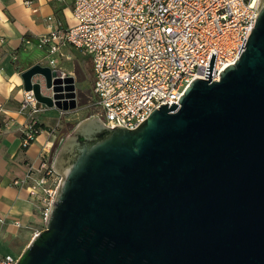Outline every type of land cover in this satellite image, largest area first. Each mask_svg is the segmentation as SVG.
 <instances>
[{"label":"water","instance_id":"1","mask_svg":"<svg viewBox=\"0 0 264 264\" xmlns=\"http://www.w3.org/2000/svg\"><path fill=\"white\" fill-rule=\"evenodd\" d=\"M56 76L22 73L39 103L64 109L73 78ZM54 168L50 215L16 264H264V0L220 80H194L136 129L84 119Z\"/></svg>","mask_w":264,"mask_h":264},{"label":"built area","instance_id":"2","mask_svg":"<svg viewBox=\"0 0 264 264\" xmlns=\"http://www.w3.org/2000/svg\"><path fill=\"white\" fill-rule=\"evenodd\" d=\"M73 22L58 21L35 45L47 54L62 80L57 57L66 47L84 52L93 72L92 99L108 127L136 129L163 105H180L196 79L220 80L246 50L256 26L261 0H70ZM31 4V0H26ZM49 21L53 18L49 17ZM24 43L34 44L28 38ZM56 77H53L54 80ZM65 82L60 86L65 87ZM54 97L52 89L49 90ZM75 99V98H74ZM72 99L62 101L71 103ZM55 101V100H54ZM49 108L27 91L18 112L27 117L22 147L45 130L36 116ZM5 103L0 101V115ZM61 142L63 136H61ZM56 151L43 149L37 165L13 184L25 188L40 206L45 224L57 197L61 176ZM1 222L5 220L0 218ZM21 226L19 221L14 222ZM18 255H0V264H16Z\"/></svg>","mask_w":264,"mask_h":264},{"label":"crops","instance_id":"3","mask_svg":"<svg viewBox=\"0 0 264 264\" xmlns=\"http://www.w3.org/2000/svg\"><path fill=\"white\" fill-rule=\"evenodd\" d=\"M31 1L29 5L26 0H0V101L5 103V111L0 115V218L5 220L0 221V255L20 256L21 247H27L43 229L40 206L30 199L25 188L13 182L24 178L30 166L37 165L39 153L52 150L54 145L44 131L28 148L22 147V130L28 122L18 112L27 92L22 73L49 63L46 52L35 45L36 39L58 21H74L70 0ZM49 17L53 20L49 21ZM24 38L34 44L24 43ZM36 79L37 76L34 81H39Z\"/></svg>","mask_w":264,"mask_h":264},{"label":"rangeland","instance_id":"4","mask_svg":"<svg viewBox=\"0 0 264 264\" xmlns=\"http://www.w3.org/2000/svg\"><path fill=\"white\" fill-rule=\"evenodd\" d=\"M63 2L67 0H62ZM43 66H49L43 65ZM57 67L62 69L66 77H72L73 82H67L62 90L64 95L70 93L75 98V104L69 105L64 109L57 107L47 108V110L36 116L39 124L44 125L45 134L54 141L51 148L56 152L59 150L61 141L57 140L63 136L65 138L73 129L86 118L94 116L98 107L95 106L92 99L93 72L90 58L82 51L73 47L64 48L62 54L57 58ZM44 94H51L47 89V82L44 76L37 77ZM73 85V89H67ZM57 141V142H56ZM41 215V214H40ZM45 227V224L43 228ZM28 237L27 242H30ZM26 246L21 247L19 254L24 251Z\"/></svg>","mask_w":264,"mask_h":264},{"label":"trees","instance_id":"5","mask_svg":"<svg viewBox=\"0 0 264 264\" xmlns=\"http://www.w3.org/2000/svg\"><path fill=\"white\" fill-rule=\"evenodd\" d=\"M74 104H75V101L73 100L72 105H74ZM36 127H42L43 129H45V128H44V125L39 124V123H37Z\"/></svg>","mask_w":264,"mask_h":264}]
</instances>
